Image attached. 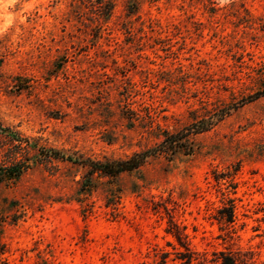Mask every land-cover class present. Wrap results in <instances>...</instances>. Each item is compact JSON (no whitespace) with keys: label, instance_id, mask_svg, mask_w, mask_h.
Returning <instances> with one entry per match:
<instances>
[{"label":"rangeland","instance_id":"obj_1","mask_svg":"<svg viewBox=\"0 0 264 264\" xmlns=\"http://www.w3.org/2000/svg\"><path fill=\"white\" fill-rule=\"evenodd\" d=\"M0 124L29 155L181 142L114 178L38 159L0 185V264H180L173 230L264 264V0H0Z\"/></svg>","mask_w":264,"mask_h":264},{"label":"trees","instance_id":"obj_2","mask_svg":"<svg viewBox=\"0 0 264 264\" xmlns=\"http://www.w3.org/2000/svg\"><path fill=\"white\" fill-rule=\"evenodd\" d=\"M213 124L212 120L201 119L197 122L191 123L188 127L189 134H195L207 130ZM0 135L5 136L6 148H0V185L15 184L20 177L29 170L38 159L42 161L58 160L71 161L73 163L81 164L88 167V172L98 173L107 177H116L118 174L126 171H131L141 167L149 156H156L161 152L167 153V150H175L180 145V139L177 133L172 134L165 132V141L160 142L157 146L145 149L143 151L135 152L132 155L119 159L100 160H80L66 156L64 152L52 148H36L35 155H29L32 142L30 138L23 137L15 131L4 127L0 124ZM165 142V143H163ZM163 145V149L158 146ZM34 149V148H33ZM5 151L9 154L6 159L2 158ZM233 206L230 204L226 208V217L224 221L231 223L233 221ZM221 212V211H220ZM222 219V217H221ZM176 238L180 247L183 250L176 252L175 259L180 261V264H190L194 260V253L184 243L181 233L178 230L171 232ZM159 264H167L166 254L163 253ZM221 264H237L236 259L228 254L221 256Z\"/></svg>","mask_w":264,"mask_h":264}]
</instances>
